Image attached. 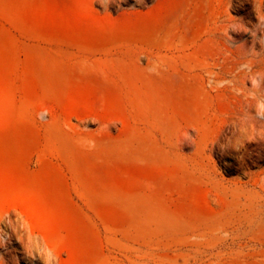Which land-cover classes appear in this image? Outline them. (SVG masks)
Segmentation results:
<instances>
[{"label":"rangeland","instance_id":"374dc122","mask_svg":"<svg viewBox=\"0 0 264 264\" xmlns=\"http://www.w3.org/2000/svg\"><path fill=\"white\" fill-rule=\"evenodd\" d=\"M0 264H264V0H0Z\"/></svg>","mask_w":264,"mask_h":264}]
</instances>
